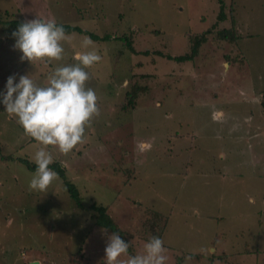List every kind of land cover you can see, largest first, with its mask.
Returning <instances> with one entry per match:
<instances>
[{"label":"rangeland","instance_id":"374dc122","mask_svg":"<svg viewBox=\"0 0 264 264\" xmlns=\"http://www.w3.org/2000/svg\"><path fill=\"white\" fill-rule=\"evenodd\" d=\"M233 2L244 36L220 40L231 16L217 21V0H0V93L11 75L46 85L57 66L21 62L5 21L78 25L60 63L76 62L84 37L102 57L87 69L101 113L88 142L68 156L52 149L80 205L60 179L47 194L29 190L35 170L20 159L33 163L36 142L0 103V264H105L88 202L106 207L130 256L158 236L167 264H264V0ZM209 28L191 59L165 56L189 53ZM134 84L137 105L123 109Z\"/></svg>","mask_w":264,"mask_h":264},{"label":"clouds","instance_id":"9594fccd","mask_svg":"<svg viewBox=\"0 0 264 264\" xmlns=\"http://www.w3.org/2000/svg\"><path fill=\"white\" fill-rule=\"evenodd\" d=\"M14 50L22 55L20 61L31 65H51L56 62L47 76V84H38L30 74L7 78L5 92L0 93L4 111L16 119L24 134L35 140L36 150L32 157L35 171L29 181V190L47 194L56 182L58 174L49 166L54 162L52 149L64 156L79 151L88 142L86 131L100 116L99 97L87 84L91 76L87 69L102 59L89 37H84L81 48L75 54V63L61 64L66 59L64 43L69 37L62 25L54 18L38 17L21 22L12 32ZM227 69V62H225ZM104 249L105 264H167V248L158 236H152L141 252L129 255V242L115 232L108 234ZM125 258L123 261L121 258ZM191 255L185 257L190 261Z\"/></svg>","mask_w":264,"mask_h":264},{"label":"trees","instance_id":"16d2710c","mask_svg":"<svg viewBox=\"0 0 264 264\" xmlns=\"http://www.w3.org/2000/svg\"><path fill=\"white\" fill-rule=\"evenodd\" d=\"M218 3L220 4L219 7V11L217 14V21H224L225 19H227V15L230 17V21H231V26L230 27H222L220 29L217 30V32H215L214 36L215 39H230V40H235L238 38H242L244 35H242L239 31H237L236 27H235V21L233 18V13H235V9L233 8V1H230V7L228 9V12L225 10L226 9V5L229 3V0L227 2V4H225V0H217ZM80 12V11H79ZM229 14H227V13ZM228 17V18H229ZM59 25H62L64 28L65 33H70V32H78V33H83L84 29L81 28L78 25H72V24H68V23H61V22H57ZM21 24V22L17 21V20H11V21H5L3 23V26H5V28H7V31H11L14 32L15 30H17L18 26ZM213 28H209L204 30L203 32L197 33L195 34L191 39V43L189 46V53H185V54H181V55H165L166 57H169L171 59H174L176 61H183V60H188L191 59L194 55H196V53L198 52V47L200 46V44L205 40V36L207 34L212 33ZM86 31V30H85ZM218 34V35H217ZM95 38V36H93ZM106 37V36H105ZM208 38V37H207ZM235 55L232 59H236ZM240 58V57H239ZM143 89L142 86H139V84H134L133 88L131 89H127L125 92V102L122 103V108L123 109H135L136 105H137V95H138V90ZM261 105L263 106V110H264V94L262 95V100H261ZM29 140H32L29 139ZM34 140V139H33ZM8 158H5L3 155H0V160H5ZM21 162H23L25 164V166L29 169V170H35V164L29 162L27 159H20ZM52 170H54L58 176L59 179L63 181V188L59 189L58 192H65L66 194H68V196H70L72 198V200L76 201L77 204L80 205V199L76 193L75 188L69 184V182H64L65 177L63 176V172L64 170L63 167L60 164H58L57 162H54V164H51L49 166ZM124 174L128 176L129 174V170L123 171ZM58 192H54V194H58ZM64 194V193H63ZM87 208L89 209L86 212V217L87 219H91L96 224H99L100 226H103L105 229H107L108 233L111 234L112 232H115L117 234H119L122 238V230L119 229L117 227V225L113 222V220L109 217L108 214H106V207L103 205H95V203H89L88 202V206ZM153 221L156 222V220L154 219ZM78 256H80L79 252L77 253Z\"/></svg>","mask_w":264,"mask_h":264},{"label":"crops","instance_id":"0c3cea01","mask_svg":"<svg viewBox=\"0 0 264 264\" xmlns=\"http://www.w3.org/2000/svg\"><path fill=\"white\" fill-rule=\"evenodd\" d=\"M24 201H23V203L18 207V208H20L21 209V207H24V208H28L29 207V200L28 199H23ZM17 208V207H16ZM44 211H46V210H44ZM7 222H11V220H8ZM21 241V240H20ZM29 248V247H28ZM25 249H27V247L25 248ZM38 263L40 264V262H39V260H38Z\"/></svg>","mask_w":264,"mask_h":264},{"label":"water","instance_id":"95a60500","mask_svg":"<svg viewBox=\"0 0 264 264\" xmlns=\"http://www.w3.org/2000/svg\"><path fill=\"white\" fill-rule=\"evenodd\" d=\"M29 264H39L38 261H31Z\"/></svg>","mask_w":264,"mask_h":264}]
</instances>
